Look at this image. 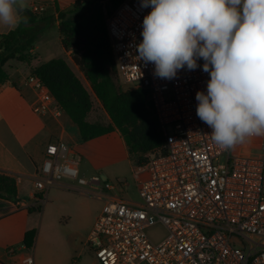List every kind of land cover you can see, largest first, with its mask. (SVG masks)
Returning <instances> with one entry per match:
<instances>
[{
    "label": "built area",
    "instance_id": "obj_1",
    "mask_svg": "<svg viewBox=\"0 0 264 264\" xmlns=\"http://www.w3.org/2000/svg\"><path fill=\"white\" fill-rule=\"evenodd\" d=\"M141 3L123 1L105 15L117 80L148 93L163 139L136 165L144 174L137 180L138 201L111 194L113 186L97 176H80L77 165L64 159L65 144L57 142L45 148L30 207L64 183L102 201L86 240L98 264H264V138L259 156L231 157L214 144L212 129L196 114V93L206 92L210 79L204 61L171 80L156 76L155 65L138 58L143 19L152 10ZM44 9L30 6L36 14ZM26 81L40 92L34 112L58 109L40 81L31 75ZM156 223L166 235L153 242L145 230ZM19 264H35L34 257Z\"/></svg>",
    "mask_w": 264,
    "mask_h": 264
},
{
    "label": "crops",
    "instance_id": "obj_2",
    "mask_svg": "<svg viewBox=\"0 0 264 264\" xmlns=\"http://www.w3.org/2000/svg\"><path fill=\"white\" fill-rule=\"evenodd\" d=\"M77 1L83 0H25L27 6L24 10L30 11L32 4H39L44 6V10L57 6L59 10L67 11ZM12 30L0 26V37ZM47 32L50 33L49 38L54 37L61 47L57 27ZM43 35L45 33L40 37L43 38ZM38 43L39 40L29 51L34 57L30 63L10 59L3 66L8 81L0 86V174L14 180L16 200L0 199V264H19L28 256H33L35 264H39L35 257V237L30 248L24 245L23 240L28 231L34 230L29 220V207L34 193L33 182L42 165L47 145L63 142L67 149L64 159H70L77 165L80 176L87 179L99 177L113 186L111 194L126 200L134 201L131 195L137 196V180L144 177L143 173L137 171L135 157L130 155L118 130L83 141L77 125L56 103L54 107L58 109L54 111L52 106L50 112H34L33 105L40 92L26 80L31 69L53 59L48 56L42 63L37 60L40 50ZM61 51L60 58L75 75V70L79 72L76 77L90 91L89 83L71 60L73 50L64 51L61 47ZM86 120L92 123L89 116ZM256 146L260 155L261 141L256 142ZM244 154L249 155L247 150ZM66 184L49 189L43 202L38 204L41 205L37 206L40 209L38 214L41 215L40 226L51 218V213L45 215L44 211L52 207L55 211L52 213L53 222L73 237L68 248V264L74 258L77 264H98L86 240L101 212L103 202L80 195L66 188ZM11 249L14 250L12 254ZM47 256L45 253L46 259Z\"/></svg>",
    "mask_w": 264,
    "mask_h": 264
},
{
    "label": "clouds",
    "instance_id": "obj_3",
    "mask_svg": "<svg viewBox=\"0 0 264 264\" xmlns=\"http://www.w3.org/2000/svg\"><path fill=\"white\" fill-rule=\"evenodd\" d=\"M25 0H0V26L21 23ZM139 59L155 75L173 79L178 70L209 73L197 91L196 114L221 150L264 137V0H142ZM26 23V18L24 19Z\"/></svg>",
    "mask_w": 264,
    "mask_h": 264
},
{
    "label": "trees",
    "instance_id": "obj_4",
    "mask_svg": "<svg viewBox=\"0 0 264 264\" xmlns=\"http://www.w3.org/2000/svg\"><path fill=\"white\" fill-rule=\"evenodd\" d=\"M122 2L83 0L75 2L67 11L53 6L40 14L23 10L21 23L0 37V86L8 81L4 64L10 59L30 63L34 59L29 54L33 44L44 31L56 26L61 47L64 51L73 50L72 62L89 83L91 93L100 102L110 123L102 126L86 120L92 109L90 94L63 59L44 62L31 69L30 75L42 83L55 103L77 125L83 141L116 129L130 155L135 157L136 165H140L142 155L159 148L163 139L148 93L123 87L117 80L103 6L108 3L115 9ZM0 199L16 200L14 180L1 174ZM39 210L37 207L29 213ZM34 237L35 230L24 235L23 243L27 248L31 247Z\"/></svg>",
    "mask_w": 264,
    "mask_h": 264
},
{
    "label": "rangeland",
    "instance_id": "obj_5",
    "mask_svg": "<svg viewBox=\"0 0 264 264\" xmlns=\"http://www.w3.org/2000/svg\"><path fill=\"white\" fill-rule=\"evenodd\" d=\"M103 10L104 15H106L109 14L113 10V8L108 3H106L103 6ZM47 31H44L42 33H45V35H43V38H38V45L40 50L38 51L39 57H37V60H39L41 63L44 61L45 57L51 56L54 59L60 58L62 55L61 47L57 44L54 37L49 38L48 34L50 33H48ZM75 73L77 76H79L78 71L75 70ZM90 98L92 103V111L88 114L90 121L94 124L102 126L108 125V116L102 110L100 103L91 93ZM98 111H100V113ZM262 138L264 137H255L251 140V142L237 146L233 150H230V156L243 157L242 155H245L244 152L246 150L248 151L249 155L258 156L259 149L256 146V142H260ZM221 162H225L224 157L221 159ZM131 198L134 201H138V197L135 194L131 195ZM37 206L41 205L29 207V210H36ZM44 212L45 215L51 213V218L45 221V223H43L41 226V215L38 214L39 212L35 211L29 214V220L32 225V229L35 230V257L37 261H39V264H68V248L71 245L73 237L65 231H62V229L57 227L53 222L54 215L52 213H54L55 211L52 207H48ZM145 233L151 241L158 242L166 235V230L160 223H156L155 225L146 229ZM45 253L48 255L47 259L44 257Z\"/></svg>",
    "mask_w": 264,
    "mask_h": 264
}]
</instances>
